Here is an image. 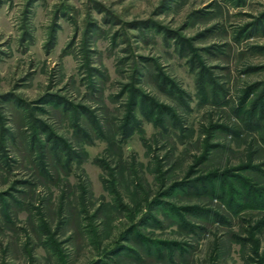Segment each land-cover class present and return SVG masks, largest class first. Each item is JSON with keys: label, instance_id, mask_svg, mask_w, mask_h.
<instances>
[{"label": "rangeland", "instance_id": "374dc122", "mask_svg": "<svg viewBox=\"0 0 264 264\" xmlns=\"http://www.w3.org/2000/svg\"><path fill=\"white\" fill-rule=\"evenodd\" d=\"M0 264H264V0H0Z\"/></svg>", "mask_w": 264, "mask_h": 264}]
</instances>
